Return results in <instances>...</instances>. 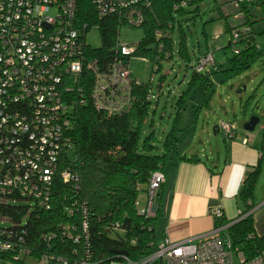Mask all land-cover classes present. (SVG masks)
Wrapping results in <instances>:
<instances>
[{"label":"built area","instance_id":"obj_1","mask_svg":"<svg viewBox=\"0 0 264 264\" xmlns=\"http://www.w3.org/2000/svg\"><path fill=\"white\" fill-rule=\"evenodd\" d=\"M77 1L0 0V197L18 196L30 201L27 203L35 208L45 210L52 206V185L59 159L72 147L69 130L78 108L89 103L95 111L107 115L128 112L134 102L133 88L140 84L129 71L128 62L130 58L150 61L135 55L138 41L120 42L119 36L123 26L143 25L145 12L151 8L153 0H92L99 20L115 17L117 22L114 57L102 65L97 58L88 56L89 46L85 42V33L99 26L88 27L76 22ZM169 1L176 13L193 6L190 1L201 0ZM228 1L237 9L240 3L253 0ZM171 27V30L154 31L155 44L152 46L155 45L158 53L165 50L164 40L170 41V47L174 48L175 19ZM250 30L248 25L232 29L233 53L239 52L238 37ZM160 55L155 56L156 63ZM187 66L196 72L215 69L212 51L204 52ZM155 93L150 87L147 99H155ZM236 127L232 121L217 123V129L225 138L233 137ZM247 141L243 139V143ZM61 176L66 182L76 179L67 169ZM164 181L162 171L151 173L145 193L146 205L139 208V214L155 215L156 198ZM151 207L153 211H149ZM64 209L69 216L74 210L79 209L84 215L87 211L85 206H77V202ZM211 214L215 219L223 216L219 208L213 209ZM80 223L81 227L62 223L57 233L43 234L40 239L47 245L57 239L80 245V254L76 248L71 250L79 256L72 264H89L91 253L86 218ZM226 227L227 224L215 226L208 233L176 242L164 235L158 240L155 251L144 259L134 260L122 255L121 259L102 264H150L156 260L161 264H264V249L247 259L228 235L220 234ZM13 249L7 240L0 242V252H15ZM18 253H14L15 257ZM50 259L67 264L63 258L46 254L41 255L38 263L46 264Z\"/></svg>","mask_w":264,"mask_h":264},{"label":"trees","instance_id":"obj_2","mask_svg":"<svg viewBox=\"0 0 264 264\" xmlns=\"http://www.w3.org/2000/svg\"><path fill=\"white\" fill-rule=\"evenodd\" d=\"M200 2H189L194 6L191 12L197 10ZM230 5L234 7L233 4ZM217 7L224 21V32L230 33L231 38L234 28L248 25L251 29L252 24L256 22L252 20L254 15L251 10L254 7L264 10V0L240 3L237 9L242 13L244 20L234 27L228 22L229 14L223 13L219 4ZM171 8L169 0L152 1L151 8L145 12V20L141 26L144 32L138 40L135 55L153 60L155 56L162 54L156 51L155 45L152 46L155 44L154 31L171 30L174 20ZM95 14L92 0L77 1L76 22L88 27L95 24L99 26L101 44L97 48L89 47L87 54L97 58L102 65L114 57L112 50L116 43L117 22L115 17L99 20ZM178 44L179 56L187 62L190 56L182 36ZM227 46L232 48L231 41ZM236 46L239 52L232 53L222 63L216 64L215 69L208 72L192 70L186 86L174 101L173 121L162 139L158 153L154 152L155 135L152 130L140 140L142 126L154 100L146 97L151 87L148 83L140 81L139 85L134 86V102L126 113L107 115L95 111L89 103L78 108L73 118V126L69 130L72 147L62 153L53 180L50 209L35 208L27 203L30 201L18 196L8 199L0 197V242L7 240L15 251H1L0 264H26V258H32L35 264H39L38 260L42 254L60 257L67 260V264H72L79 256L72 254L71 250L76 248L80 254V245L70 241L61 242L58 239L47 245L40 238L43 234L57 233L58 226L62 223H75L81 227L83 217L88 225L91 253L89 264L121 259L122 255L136 260L152 254L158 240L164 236V205L159 198L155 215L145 217L139 214L136 206L138 194L141 190L146 193L152 172L162 171L165 180L171 182L178 161H200L195 155L186 157L181 154L179 147L190 127H195V118L199 111L210 106L214 94L212 77L216 76L218 82L223 84L251 67L264 54V49L259 46L257 48L252 29L238 37ZM164 47L170 51V41L164 40ZM189 100L195 102L194 119L187 126L181 127L182 113ZM257 148L260 152L259 160L245 173L236 193L238 204L242 207L238 220L228 221L223 216L214 219L216 227L227 224L220 234L228 235L232 244L237 245L247 259L264 249V236L255 233L252 214L248 213L261 174V162L264 160V126L260 130ZM69 150L73 153L72 158L68 154ZM65 169L74 174L76 179L64 181L61 172ZM76 184L78 188H75ZM74 202H77V206H85V215L79 209L74 210L72 216L67 214L64 207ZM116 225L119 228H116ZM16 251L19 252L18 257L14 255ZM46 264L63 263L50 259ZM150 264L161 262L156 260Z\"/></svg>","mask_w":264,"mask_h":264},{"label":"rangeland","instance_id":"obj_3","mask_svg":"<svg viewBox=\"0 0 264 264\" xmlns=\"http://www.w3.org/2000/svg\"><path fill=\"white\" fill-rule=\"evenodd\" d=\"M222 1L226 0H201L195 12H191V8L194 7L191 6L184 12L173 13L176 20V27L172 29L174 48H170L171 51L163 50L158 63L155 62L154 58L150 61L130 58L128 62L132 76L136 80L148 83L159 94L155 93L156 99L152 101L140 134V140H142L150 130L153 131L155 135L154 152L160 151L162 139L169 130L175 114L174 101L186 86L192 72V68L188 67L179 56L178 42L180 36L184 38L192 60L194 54L200 55L206 51H212L214 62L219 64L233 53L232 48L227 46L228 42L231 41L230 33L224 32V21L220 17L221 13L217 7ZM221 9L223 13H228L225 5H221ZM257 12L261 16L260 10ZM243 20V17L233 19L230 16L228 18L232 27L242 23ZM143 32L142 27L123 26L120 30L119 40L124 43L135 42L140 40ZM85 42L92 48L100 46L99 30L96 27H91L85 33ZM150 77H152L151 80ZM212 81L214 94L210 106L201 109L197 114L195 127H190L179 147L181 150L189 147L186 152H190L195 147L200 153L207 154L212 148L215 150L216 146H222L223 134L215 126L219 120H233L239 124L240 128L254 114L259 116L260 122L264 120L262 117L264 116L262 115L264 112V54L251 67L227 82L219 83L216 76L212 77ZM159 84L160 87H158ZM194 104L193 100H189L182 114L181 127L187 126L194 119ZM260 122L252 131L253 133L258 132ZM68 154H70V158L73 157L72 151L69 150ZM206 160L204 157V161ZM145 205V192L141 190L137 197L136 206L139 209ZM149 211H153V207ZM26 264H35V261L32 258H26Z\"/></svg>","mask_w":264,"mask_h":264},{"label":"crops","instance_id":"obj_4","mask_svg":"<svg viewBox=\"0 0 264 264\" xmlns=\"http://www.w3.org/2000/svg\"><path fill=\"white\" fill-rule=\"evenodd\" d=\"M260 1L262 0H253ZM221 5L228 9L229 17L242 18V13L232 7L228 0L220 2V9ZM257 10L260 9L254 7L251 10L254 15L252 20H256L251 28L256 44L264 49V10H260L261 16L257 14ZM200 55L194 54L193 60ZM193 60L190 57L187 62ZM231 121L237 126L233 137L225 138L222 135L223 145L216 146L215 150L212 148L207 154L200 153L195 147L190 152H186L189 147L180 150L186 157L195 155L200 161H178L171 182L166 179L161 185L156 202L159 198L163 201L162 230L169 241H181L211 231L215 227L211 211L216 208L221 209L223 217L228 221L239 218L242 207L238 204L236 193L245 173L259 160L257 146L264 120L260 122L259 118L257 133H253V130L246 131L243 125L240 128L237 122ZM244 138L248 139L247 143H243ZM204 157L208 161H204ZM250 204L254 231L258 236H264V160L261 162V174Z\"/></svg>","mask_w":264,"mask_h":264},{"label":"water","instance_id":"obj_5","mask_svg":"<svg viewBox=\"0 0 264 264\" xmlns=\"http://www.w3.org/2000/svg\"><path fill=\"white\" fill-rule=\"evenodd\" d=\"M259 122V117L257 115H252L250 118L243 124V128L246 131H252L254 130L255 126ZM217 128V127H216ZM215 129V127H214ZM124 253V252H123Z\"/></svg>","mask_w":264,"mask_h":264}]
</instances>
